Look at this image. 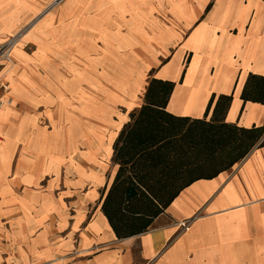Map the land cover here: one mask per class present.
I'll return each mask as SVG.
<instances>
[{"label":"crops","instance_id":"0c3cea01","mask_svg":"<svg viewBox=\"0 0 264 264\" xmlns=\"http://www.w3.org/2000/svg\"><path fill=\"white\" fill-rule=\"evenodd\" d=\"M80 7L77 35H111L113 54L120 53L119 40L143 44L142 52L154 57L143 74L152 71L149 79L175 82L168 112L202 118L212 95L215 101L220 94H232L225 122L264 127V106L240 99L249 73L264 77V1L80 0ZM107 7L113 10L111 16L103 14ZM67 72L63 75L70 78ZM48 77L41 83L11 80L12 100L7 99L19 106L0 102V204L16 205L7 212L0 207V214L17 218L16 232H21L23 244L17 264H264V145L260 146L264 133L230 169L185 187L145 232L117 239L101 211L107 186L104 160L91 143L81 148L82 170L69 190L56 196L48 187L39 189L42 180L50 184L56 171L51 159L55 134L33 125L41 111L34 112L29 103L34 102L30 98H42L43 105L59 104L65 113L72 105L71 87H78V115L103 119L107 105L117 108L121 97L125 104L132 101L134 70L127 72V96L121 95L118 84L88 87L83 70L74 84L71 79L57 82L55 73ZM36 88L45 89L43 96ZM89 93L96 99L93 108L82 99ZM53 107L49 117L55 114ZM123 119L127 120L125 115ZM107 152L112 157V145Z\"/></svg>","mask_w":264,"mask_h":264},{"label":"rangeland","instance_id":"374dc122","mask_svg":"<svg viewBox=\"0 0 264 264\" xmlns=\"http://www.w3.org/2000/svg\"><path fill=\"white\" fill-rule=\"evenodd\" d=\"M111 9L105 8L103 14L111 16ZM80 10V0H0V40L10 36L22 38L14 51V64L0 69V102L4 101L2 106H19L14 101L11 105L7 99L10 98L8 93L11 90V80L26 78L41 83L49 80V73H55L57 82L71 79L74 84L75 80H79L82 70L87 74L88 87L100 82L105 85L118 84L121 95L127 96V72L132 73L134 70V78L130 81L134 85L133 94H130L132 101L125 104L121 97L117 108L107 105V113L103 119L91 120L78 115V87H71L72 105L67 106L65 113L61 111L59 104L54 107L51 104L43 105L42 98H30L34 100L29 103L35 106L33 111H41L39 119L32 121L33 125L44 130V133L49 129L55 134V152L51 153V159L56 162V171L51 176L50 184H45V180H42L39 189L48 187V191L56 196L69 190L72 181L78 177L82 170L78 161L79 155L83 153L81 148L86 149L89 143L104 160L101 163L104 186L110 184L117 166L112 162L111 155L106 153L107 145L110 139L113 143L119 130L127 122L128 114L143 104V85L152 74L149 71L145 76L142 71L145 64H150L154 58L142 52L143 44H130L128 39L119 40L120 53L113 54L111 35H77L81 30ZM33 20L36 22L30 28ZM91 27L93 26L89 23L88 30ZM55 35L59 36L56 38ZM151 43L152 41L149 42L150 45ZM17 52L22 56H17ZM63 72H67L70 78L64 76ZM36 90L40 92L39 97L43 96L42 91L45 89ZM56 90L60 91L58 88ZM57 96L56 102L59 103L62 99L60 94ZM82 99L87 101L88 107H94L95 96L89 93ZM51 107L55 110L53 117L47 115ZM123 115L127 120L123 119ZM84 143L87 145H83ZM43 154L41 152V156ZM11 204L6 207L0 204V207L7 212L16 206L14 202ZM16 219L15 216L0 214V264H4L6 258L10 259V264H17L22 259L20 248L23 244L19 235L21 232H16Z\"/></svg>","mask_w":264,"mask_h":264},{"label":"trees","instance_id":"16d2710c","mask_svg":"<svg viewBox=\"0 0 264 264\" xmlns=\"http://www.w3.org/2000/svg\"><path fill=\"white\" fill-rule=\"evenodd\" d=\"M174 86L173 81L150 78L143 104L128 114L112 143L117 168L102 191L101 211L117 239L145 232L185 187L230 169L264 133V127L225 122L232 94H220L215 101L212 95L202 118L168 112ZM240 99L264 106V77L249 73Z\"/></svg>","mask_w":264,"mask_h":264},{"label":"built area","instance_id":"2783aa9c","mask_svg":"<svg viewBox=\"0 0 264 264\" xmlns=\"http://www.w3.org/2000/svg\"><path fill=\"white\" fill-rule=\"evenodd\" d=\"M21 39V36H10L0 40V69L14 64L12 52ZM181 224L184 228V223Z\"/></svg>","mask_w":264,"mask_h":264},{"label":"bare ground","instance_id":"6f19581e","mask_svg":"<svg viewBox=\"0 0 264 264\" xmlns=\"http://www.w3.org/2000/svg\"><path fill=\"white\" fill-rule=\"evenodd\" d=\"M34 22H36V20H33V21L31 22V25L29 26L30 28L33 27ZM111 144H112V140L110 139V141H109L107 147L110 148ZM106 149H107V148H106Z\"/></svg>","mask_w":264,"mask_h":264}]
</instances>
